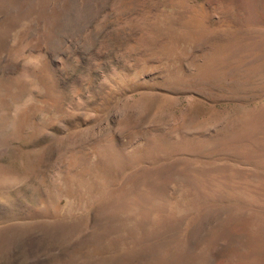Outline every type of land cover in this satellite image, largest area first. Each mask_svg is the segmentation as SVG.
<instances>
[{
    "label": "rangeland",
    "instance_id": "obj_1",
    "mask_svg": "<svg viewBox=\"0 0 264 264\" xmlns=\"http://www.w3.org/2000/svg\"><path fill=\"white\" fill-rule=\"evenodd\" d=\"M0 264H264V0H0Z\"/></svg>",
    "mask_w": 264,
    "mask_h": 264
}]
</instances>
